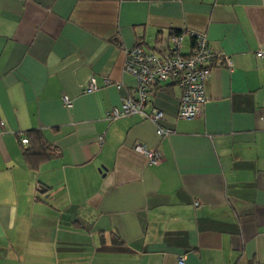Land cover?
<instances>
[{"label": "crops", "instance_id": "1", "mask_svg": "<svg viewBox=\"0 0 264 264\" xmlns=\"http://www.w3.org/2000/svg\"><path fill=\"white\" fill-rule=\"evenodd\" d=\"M174 31L217 53L201 115L165 83L144 109L168 136L109 119L136 86L126 50ZM30 129L51 158L25 160ZM0 264H264V0H0Z\"/></svg>", "mask_w": 264, "mask_h": 264}, {"label": "built area", "instance_id": "2", "mask_svg": "<svg viewBox=\"0 0 264 264\" xmlns=\"http://www.w3.org/2000/svg\"><path fill=\"white\" fill-rule=\"evenodd\" d=\"M190 34L194 45L188 54L180 52L182 33L170 36V46L165 52L156 53L138 43L126 50L124 69L135 77L136 86L122 99L120 106L108 111L109 119L138 114L155 125L158 136H168L172 129L160 124L163 112L156 107L150 111L144 109L148 95L165 83H174L180 88L178 118L192 119L201 115L208 99L206 82L210 75V65L217 53L209 47L203 32L191 31ZM226 62L229 64L228 59ZM116 86L119 88L121 84L117 83ZM95 89V80L92 78L86 92ZM21 141L26 143L27 140L22 138ZM133 149L144 155L148 164H155L160 156L144 143H135ZM179 261L182 262L183 257Z\"/></svg>", "mask_w": 264, "mask_h": 264}, {"label": "trees", "instance_id": "3", "mask_svg": "<svg viewBox=\"0 0 264 264\" xmlns=\"http://www.w3.org/2000/svg\"><path fill=\"white\" fill-rule=\"evenodd\" d=\"M180 33L181 31H174L171 35ZM24 138L27 140L23 148V156L26 161L37 163L54 155V147L46 141L40 130L30 129L26 131Z\"/></svg>", "mask_w": 264, "mask_h": 264}]
</instances>
